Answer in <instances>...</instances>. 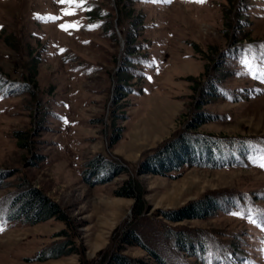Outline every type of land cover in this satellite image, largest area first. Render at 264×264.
<instances>
[{
    "label": "rangeland",
    "instance_id": "rangeland-1",
    "mask_svg": "<svg viewBox=\"0 0 264 264\" xmlns=\"http://www.w3.org/2000/svg\"><path fill=\"white\" fill-rule=\"evenodd\" d=\"M203 112L215 119L189 132L246 141L244 161L139 173L146 153ZM95 155L125 170L91 184L85 164ZM261 163L264 0H0V208L28 184L63 214L34 225L0 219V264H96L131 224L165 264H264ZM128 178L148 210L137 221L134 199L115 194ZM207 194L220 204L209 217L165 218ZM171 229L203 238L205 262L179 251ZM59 246L67 253L38 259ZM122 253L159 264L139 247Z\"/></svg>",
    "mask_w": 264,
    "mask_h": 264
},
{
    "label": "trees",
    "instance_id": "trees-1",
    "mask_svg": "<svg viewBox=\"0 0 264 264\" xmlns=\"http://www.w3.org/2000/svg\"><path fill=\"white\" fill-rule=\"evenodd\" d=\"M93 15L91 14L90 18ZM247 40L246 44L249 45L251 41L249 39ZM23 87L26 91L28 84H23ZM207 91L218 95L219 90L218 88L215 89L213 86H209ZM214 117L213 114L203 112V115L199 118L196 117L197 120L192 122L188 126V129L159 145L156 149L146 153L138 164L139 173L166 175L170 172L178 171L184 165L218 168L244 161L246 155L251 152V147L246 141L189 132V129H194L204 122L214 120ZM231 148L235 149V151L232 152L230 150ZM217 155L222 160L215 159L214 157ZM85 167L86 172L93 178L89 181L91 184L105 183L125 170L122 164L114 162L103 155H95L86 162ZM1 178L2 173L0 171ZM115 194L134 199L132 213L136 221L144 212L148 211L143 200V188L138 180L128 178L115 191ZM218 201L217 198L207 194L202 198L188 203L184 207L170 210L163 214L166 219L173 222L185 219L207 218L220 207ZM232 205H235V203ZM0 214L2 223L20 222L34 225L51 217L63 219V214L59 206L46 197L39 189L28 184L19 185L17 191L12 192L4 199V203L0 208ZM168 235L179 251H185L188 255L198 257L203 263L205 262L203 258H205L207 246L203 238L197 237L195 240L192 235L186 234L180 229H171ZM116 241V248L110 253L106 252L100 256L96 264H142L140 259L122 253L125 247L128 246L142 248L159 264H165L159 254L147 245L142 235L137 233L133 224L123 229L117 235ZM199 252L200 254H198ZM65 253L67 251L62 250V247L59 246L47 251L41 250L37 257L39 260H43L46 257H57ZM218 255L220 257L225 256L223 253H218ZM226 258L228 259V257ZM218 259L215 256L213 262L216 263Z\"/></svg>",
    "mask_w": 264,
    "mask_h": 264
},
{
    "label": "snow or ice",
    "instance_id": "snow-or-ice-1",
    "mask_svg": "<svg viewBox=\"0 0 264 264\" xmlns=\"http://www.w3.org/2000/svg\"><path fill=\"white\" fill-rule=\"evenodd\" d=\"M59 2L66 3V4H71V5H75V4H77L79 2V0H59ZM165 2H171V0H165ZM195 2L203 3L204 0H195ZM64 15H74V12H72L71 9H69V10H66L65 11ZM53 19H55V18H53ZM77 26L78 25H74V24L73 25H61L62 29H64V30H67L68 28H75ZM260 166L261 167H264V163H261ZM234 215H235V213H234ZM2 230L3 229L0 228V231H2Z\"/></svg>",
    "mask_w": 264,
    "mask_h": 264
}]
</instances>
